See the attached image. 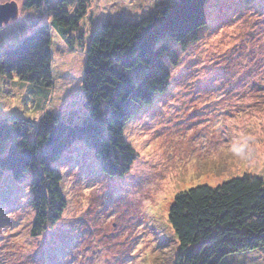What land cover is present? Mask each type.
I'll return each instance as SVG.
<instances>
[{
  "label": "rangeland",
  "instance_id": "1",
  "mask_svg": "<svg viewBox=\"0 0 264 264\" xmlns=\"http://www.w3.org/2000/svg\"><path fill=\"white\" fill-rule=\"evenodd\" d=\"M0 26V49L17 42L33 20L56 7L23 8ZM67 44L51 31L52 83L37 86L0 74V121L37 122L51 111L80 121L88 38L103 22L140 19L171 0H88ZM206 27L195 42L175 46L166 91L149 107H128L124 139L135 159L108 176L83 138L63 151L66 206L55 223L31 232L30 179H0V264H174L178 243L168 222L175 195L217 186L244 173L264 181V0H207ZM133 22V21H130ZM219 264H264V247L231 253Z\"/></svg>",
  "mask_w": 264,
  "mask_h": 264
},
{
  "label": "trees",
  "instance_id": "2",
  "mask_svg": "<svg viewBox=\"0 0 264 264\" xmlns=\"http://www.w3.org/2000/svg\"><path fill=\"white\" fill-rule=\"evenodd\" d=\"M53 2L48 22L33 20L21 38L0 49V74L42 87L52 83L51 31L72 45L88 0H24L36 11ZM207 0H171L140 19L97 24L91 31L82 75L84 117L80 121L46 111L37 122L20 117L0 121V179H30L38 235L55 223L66 203L55 166L73 141L85 139L108 176L124 175L135 154L124 139L128 107H149L170 81L175 46L186 47L206 27ZM178 243L174 264H219L231 253L264 247V181L244 173L217 186L178 192L168 210Z\"/></svg>",
  "mask_w": 264,
  "mask_h": 264
},
{
  "label": "water",
  "instance_id": "3",
  "mask_svg": "<svg viewBox=\"0 0 264 264\" xmlns=\"http://www.w3.org/2000/svg\"><path fill=\"white\" fill-rule=\"evenodd\" d=\"M18 16V5L15 1L0 3V26L16 19Z\"/></svg>",
  "mask_w": 264,
  "mask_h": 264
}]
</instances>
